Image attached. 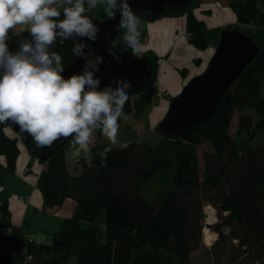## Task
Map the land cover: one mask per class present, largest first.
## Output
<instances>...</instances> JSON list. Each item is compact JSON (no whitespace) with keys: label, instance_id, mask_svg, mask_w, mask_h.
I'll return each instance as SVG.
<instances>
[{"label":"trees","instance_id":"16d2710c","mask_svg":"<svg viewBox=\"0 0 264 264\" xmlns=\"http://www.w3.org/2000/svg\"><path fill=\"white\" fill-rule=\"evenodd\" d=\"M225 2L237 24L252 25L253 31L244 33L256 41L260 52L220 103L223 119L176 135L161 134L154 146L127 143L122 149L106 145L105 149L110 148L106 156L99 155L91 163L78 161V176L67 168L68 143L44 158L47 166L37 182L43 210L59 206L66 198L77 202V210L50 245L24 242L16 230L10 234L23 242L22 251L14 255L15 264H196L198 253L206 254L207 264H264V0ZM195 3L186 6V32L189 45L204 52L212 33L209 36L195 17L193 10L199 2ZM53 7L61 12L62 20L63 8L71 5ZM84 7V17L97 20L98 5ZM173 11L168 6L164 12L172 18L180 16ZM145 13L138 17L145 19ZM223 31L217 33L216 45ZM123 35L122 29L112 42V55L130 51ZM32 38L29 32L7 36L15 43ZM48 51L62 57L63 67L75 64L79 57L77 42L71 38L55 40ZM148 58L153 73L154 64ZM181 73L187 77V72ZM124 90L126 117L134 113L140 118L157 96L155 79L141 89ZM123 118L118 120L119 127ZM8 127L0 123V157L14 173L21 147L18 138L6 132ZM94 133L104 137L99 129ZM203 144H209L213 152L205 153L201 168L197 149ZM109 199L127 217L121 228L108 226ZM206 206L217 211L218 224L204 226ZM0 222L5 224L0 233L9 235L11 214L6 203L0 207ZM205 227L217 236L211 247L203 243Z\"/></svg>","mask_w":264,"mask_h":264},{"label":"clouds","instance_id":"9594fccd","mask_svg":"<svg viewBox=\"0 0 264 264\" xmlns=\"http://www.w3.org/2000/svg\"><path fill=\"white\" fill-rule=\"evenodd\" d=\"M65 3L71 7L63 8L61 20V12L53 7L57 0H0V123L11 121L18 125L21 133L32 137L37 150L51 147L61 137L71 138L73 147L87 149L97 129L110 145L127 148L128 144L120 143L117 136L118 120L122 116L126 119L123 109L128 96L124 89L128 85L98 90L100 81L87 68L83 74L65 79L61 74L62 57L48 51L57 29L65 39L73 35L95 36L94 26L83 15L85 0ZM87 3L89 8H95L105 0ZM106 3L105 11L112 16L116 0ZM120 10L123 40L133 55L142 56L136 17L123 6ZM18 25L27 26L35 46L23 43L19 52L12 54L6 39ZM109 150L101 155L106 156Z\"/></svg>","mask_w":264,"mask_h":264},{"label":"water","instance_id":"95a60500","mask_svg":"<svg viewBox=\"0 0 264 264\" xmlns=\"http://www.w3.org/2000/svg\"><path fill=\"white\" fill-rule=\"evenodd\" d=\"M197 0H127L113 11L107 20H93L85 18L95 28L94 38L73 35L69 38L77 42L78 60L75 64L63 67L62 76L67 79L72 75L83 74L87 68L94 71V78L99 79L98 90L111 87L113 90L122 84L125 89L138 90L147 85L152 76V66L148 56H136L130 51L112 55L109 50L112 42L122 30L119 27L121 10H130L134 16L145 12L160 16L166 7L182 9ZM55 40L65 39L59 34ZM33 47L32 38L28 42ZM8 51L12 54L19 52L23 43H15L6 39ZM260 52V47L249 35L238 30H224L220 35L219 44L213 59L205 72L191 79L181 93L171 100L164 121L159 131L164 136L179 134L198 124L210 120L219 108L227 91L233 86L245 69L251 65ZM94 59V63L91 60ZM93 65L95 67H93ZM2 74V70H0ZM17 133H21L19 126L7 121ZM26 144L31 155L44 159L61 149L71 138H59L51 147L37 150L34 141L27 133ZM23 249V242L16 236L0 233V264H15L14 255Z\"/></svg>","mask_w":264,"mask_h":264},{"label":"rangeland","instance_id":"374dc122","mask_svg":"<svg viewBox=\"0 0 264 264\" xmlns=\"http://www.w3.org/2000/svg\"><path fill=\"white\" fill-rule=\"evenodd\" d=\"M195 2H199V6L193 10L195 17L205 25V32L209 34V36L212 33V41H210L209 47L204 52H198L189 45V37L186 32V7L182 9L171 7L174 10L173 12L179 13L180 15L173 18L168 16L169 12H164L161 16H155L153 13L147 12L145 13V19L138 17L142 16L141 14L135 16L137 20V31L139 32V44L142 50L141 54H147L150 56L152 64H154L153 76L151 79H155L157 96L153 101L152 106L148 108L140 118H136L133 113L127 116L126 119L124 118L122 120V127H119L117 136L120 143H146L154 146L160 142L161 133L158 130L168 112L170 106L169 103L172 100L170 97L178 93L179 90H181L182 85H184V88L191 79L198 77L205 72L218 47V44L216 45L217 33H220L225 29L232 30L234 28L235 30L240 29L242 32L253 31L252 25L237 24L235 16L228 8L225 0H197ZM195 2L194 4H196ZM251 6L256 7V4L251 3ZM117 7L118 6L111 10L112 13ZM109 18L110 16L106 13L102 18L98 17L97 19L107 20ZM151 18L153 20H151ZM24 32L29 31L25 26L18 25L14 29H11L8 35L19 36ZM140 36L142 37L140 38ZM91 62L94 63V59H92ZM181 72H187V77H183ZM223 117V112L218 109L215 115L208 120L207 123L212 126V124L223 119ZM236 125L237 119L234 120V126L232 127V133L234 134L236 133ZM7 131L11 136L18 138V143L22 149H26L29 152L26 144L27 136L25 134L15 133L11 127H8L6 132ZM104 139L109 144L105 137ZM68 146H70L69 143ZM112 147L114 146L112 145ZM197 151L199 166L203 168V156L206 152L210 153L213 152V150L209 144H203L198 147ZM69 154L70 153L68 152L67 155ZM25 198L27 197H23L20 200L24 203H28L30 200L26 201ZM207 208L209 212L212 211L214 213V221L210 226L218 224L219 220L217 219V211L213 210L210 206ZM109 213L110 225L119 228L123 227L127 222L126 215L119 209L114 200H112V203L109 205ZM205 213L204 226L207 225V220L209 219V213H207L206 209ZM4 225L5 224L0 222V231L4 228ZM207 226L210 227L209 225ZM62 227L63 224L61 225L58 234L61 232ZM205 229L206 227L204 230ZM208 229L214 234L210 228ZM15 230L17 231L18 237L24 242L31 239L27 233L28 229L25 226L14 225L11 219V228L7 233L13 235ZM195 261L196 264L208 263L205 253H198L195 257Z\"/></svg>","mask_w":264,"mask_h":264},{"label":"crops","instance_id":"0c3cea01","mask_svg":"<svg viewBox=\"0 0 264 264\" xmlns=\"http://www.w3.org/2000/svg\"><path fill=\"white\" fill-rule=\"evenodd\" d=\"M118 4L119 0H116V6ZM55 5L62 6L68 4L65 3V0H57V4ZM106 7V0L105 3L98 4V9L95 12L96 19L98 17L102 18L107 13L105 11ZM25 28L27 29V26ZM182 88L172 97L181 93ZM92 140L93 142L87 146V149H79L78 146L68 149L67 153L69 152L70 154L67 155L66 153V164L72 176H78L80 173L77 169L79 160L91 163L95 157L104 152L106 145L112 147V145H109L105 141L104 137H100L96 133H93ZM20 150L21 154L17 159L14 173L8 170L5 158L0 157V207L4 203L7 204L12 222L14 225L25 226L28 229L27 233L31 238L30 241L38 245H48L51 243L53 237L58 234L63 222L74 216L77 210V202L71 198H66L59 206L44 211L43 198L37 189V182L39 175L46 169L47 164L43 159L31 155L26 149L20 148ZM23 197H29L30 201L28 200V203H24L20 200ZM112 200L114 199H109L108 206L112 203ZM114 202L116 201L114 200ZM130 221L134 222L133 220ZM110 223L109 216L108 226L118 228L110 225Z\"/></svg>","mask_w":264,"mask_h":264},{"label":"bare ground","instance_id":"6f19581e","mask_svg":"<svg viewBox=\"0 0 264 264\" xmlns=\"http://www.w3.org/2000/svg\"><path fill=\"white\" fill-rule=\"evenodd\" d=\"M214 221V213L211 211L209 212V219L207 220V225H212ZM216 242V235L211 233L206 227V229L203 232V243L206 245V247H211Z\"/></svg>","mask_w":264,"mask_h":264},{"label":"built area","instance_id":"2783aa9c","mask_svg":"<svg viewBox=\"0 0 264 264\" xmlns=\"http://www.w3.org/2000/svg\"><path fill=\"white\" fill-rule=\"evenodd\" d=\"M86 4H88V3L86 2ZM69 145H70V146H69V148H70V149H71V148H74V147H73V144H72V142H71V141L69 142ZM25 199H26V201H28V200H29V198H28V197H27V198H25ZM210 207H211V208H213L212 206H210ZM211 208H210V209H211ZM205 209H206L207 213H209V210H208V208L206 207ZM213 210H214V208H213ZM209 226H210V225H209Z\"/></svg>","mask_w":264,"mask_h":264}]
</instances>
